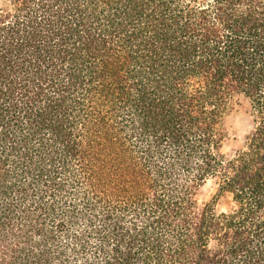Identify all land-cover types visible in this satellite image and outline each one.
I'll list each match as a JSON object with an SVG mask.
<instances>
[{
  "label": "trees",
  "instance_id": "obj_1",
  "mask_svg": "<svg viewBox=\"0 0 264 264\" xmlns=\"http://www.w3.org/2000/svg\"><path fill=\"white\" fill-rule=\"evenodd\" d=\"M0 264H264V0H0Z\"/></svg>",
  "mask_w": 264,
  "mask_h": 264
},
{
  "label": "rangeland",
  "instance_id": "obj_2",
  "mask_svg": "<svg viewBox=\"0 0 264 264\" xmlns=\"http://www.w3.org/2000/svg\"><path fill=\"white\" fill-rule=\"evenodd\" d=\"M226 124L228 138L224 143L223 151L225 154L231 155L242 147L245 136L253 127L250 105L243 97H235L231 100ZM199 202L200 205L214 203L218 212L228 211L232 206L230 196L220 194L213 182H208L201 189Z\"/></svg>",
  "mask_w": 264,
  "mask_h": 264
}]
</instances>
